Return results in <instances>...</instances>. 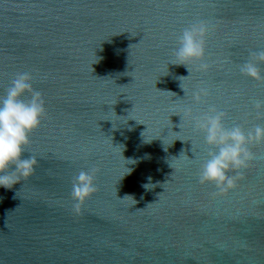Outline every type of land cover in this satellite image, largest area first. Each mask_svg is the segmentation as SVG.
I'll list each match as a JSON object with an SVG mask.
<instances>
[{
  "label": "water",
  "instance_id": "95a60500",
  "mask_svg": "<svg viewBox=\"0 0 264 264\" xmlns=\"http://www.w3.org/2000/svg\"><path fill=\"white\" fill-rule=\"evenodd\" d=\"M201 22L209 67L189 75L170 63ZM257 51L264 0H0V96L27 72L46 111L23 154L33 176L0 188V264H264V143L218 195L198 182L215 149L195 127L209 107L226 128L264 125V80L240 71ZM90 168L76 215L72 182Z\"/></svg>",
  "mask_w": 264,
  "mask_h": 264
},
{
  "label": "clouds",
  "instance_id": "9594fccd",
  "mask_svg": "<svg viewBox=\"0 0 264 264\" xmlns=\"http://www.w3.org/2000/svg\"><path fill=\"white\" fill-rule=\"evenodd\" d=\"M206 32L207 25L203 22L185 28L177 37L178 47L173 54L174 62L170 64L184 66L189 73V65L199 62L200 70L207 71L209 66L204 62ZM259 63H264V51L250 53L249 60L241 65L240 71L253 80H264ZM187 77L178 78L182 90L181 80ZM31 79L27 72L17 73L6 93L0 96V188L6 190L31 179L39 163L35 156L23 155L30 143V135L39 128L46 114L43 97L32 87ZM206 94V90L201 89L193 99L198 102L201 95ZM254 106L257 110L264 109V101H256ZM224 120L225 113L215 107H209L208 112L195 120V127L204 133L205 143L210 149H215L208 152L201 165L198 182L215 185L218 195L235 189L237 180L242 178V170L256 158L250 151V145L264 143V125L258 124L245 132L239 126L226 128ZM144 133H141L143 141L150 143L152 140L146 141ZM164 150L167 151L165 145ZM128 161L136 163L132 159ZM96 171L95 168L80 171L73 179L71 198L76 215L81 214L82 205L96 192ZM232 172L236 174L231 175Z\"/></svg>",
  "mask_w": 264,
  "mask_h": 264
}]
</instances>
